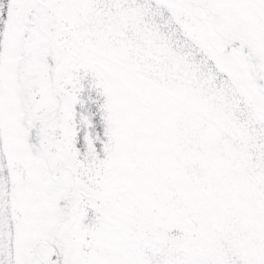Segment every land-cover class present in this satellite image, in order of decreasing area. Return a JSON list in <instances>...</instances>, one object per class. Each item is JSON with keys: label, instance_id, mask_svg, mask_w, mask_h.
Instances as JSON below:
<instances>
[{"label": "snow or ice", "instance_id": "6c2138e0", "mask_svg": "<svg viewBox=\"0 0 264 264\" xmlns=\"http://www.w3.org/2000/svg\"><path fill=\"white\" fill-rule=\"evenodd\" d=\"M0 264H264V0H0Z\"/></svg>", "mask_w": 264, "mask_h": 264}]
</instances>
